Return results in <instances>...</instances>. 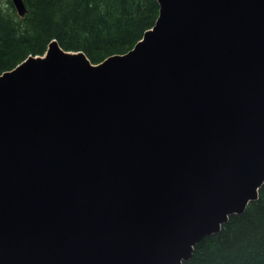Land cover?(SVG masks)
Wrapping results in <instances>:
<instances>
[{"label":"water","instance_id":"obj_1","mask_svg":"<svg viewBox=\"0 0 264 264\" xmlns=\"http://www.w3.org/2000/svg\"><path fill=\"white\" fill-rule=\"evenodd\" d=\"M158 1L125 54L0 74V264H184L259 197L264 0Z\"/></svg>","mask_w":264,"mask_h":264},{"label":"trees","instance_id":"obj_2","mask_svg":"<svg viewBox=\"0 0 264 264\" xmlns=\"http://www.w3.org/2000/svg\"><path fill=\"white\" fill-rule=\"evenodd\" d=\"M23 1L27 13L20 17L12 0H0V74L43 55L54 39L101 63L133 48L160 14L158 0ZM184 264H264V185L243 213L198 242Z\"/></svg>","mask_w":264,"mask_h":264},{"label":"bare ground","instance_id":"obj_3","mask_svg":"<svg viewBox=\"0 0 264 264\" xmlns=\"http://www.w3.org/2000/svg\"><path fill=\"white\" fill-rule=\"evenodd\" d=\"M46 51H47V50H46ZM46 51H45V53H46ZM45 53H44V54H45ZM27 58H28V57H27ZM27 58H26V59H27ZM26 59H25L24 61H26Z\"/></svg>","mask_w":264,"mask_h":264}]
</instances>
